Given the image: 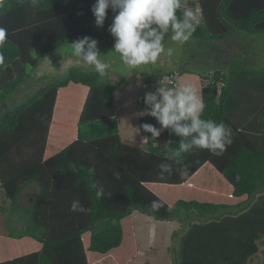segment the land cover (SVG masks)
<instances>
[{
  "label": "trees",
  "instance_id": "16d2710c",
  "mask_svg": "<svg viewBox=\"0 0 264 264\" xmlns=\"http://www.w3.org/2000/svg\"><path fill=\"white\" fill-rule=\"evenodd\" d=\"M199 2L201 22L194 23L191 37L211 43L236 31L264 32V0ZM94 3L95 0H6L5 7L0 9V27L7 29L6 43L0 49L4 55L0 64V188L21 221L20 230L15 231L6 218L7 234L15 238L29 236L42 244L38 251L0 264H88L81 235L90 232L88 251L105 254L121 243L120 221L134 210L184 225L181 232L172 235L173 264H240L242 258L258 252L255 240L264 236V68H250L238 59L227 69L214 67L199 74L205 105L201 118L232 129L233 142L221 156L206 149H193L181 158L170 159L171 150L182 142L171 129L139 146L123 142L116 93L131 78L119 77L113 82L101 78L96 71L69 67L59 79L42 82L44 85L28 98L11 103L16 89L28 78L27 68L37 67L59 45L90 36L98 45L114 51L115 38L108 32L114 13L109 10L104 27L98 29L91 11ZM177 16L182 18L183 8ZM171 35L169 32L165 36L164 43ZM181 74V70H172L141 77L137 109L145 113L137 120L140 140L151 137V133L143 132L142 125L161 127L147 114L145 93L162 87L165 76L178 82ZM70 82L88 88L76 138L44 158L57 91ZM206 162L231 184L233 196H247L245 203L178 199L169 205L146 186L182 184ZM162 163L172 166L170 174H161ZM185 165L187 175L181 176L178 169ZM117 172L119 178L114 175ZM92 182L103 186V197H96L95 190L90 188ZM30 183L38 185V193L30 205L23 206L20 196ZM74 200H79L88 211H71ZM153 201L161 205L156 211L151 208ZM230 228H237L231 235L236 241L223 256L212 247L217 252L210 259L195 245L200 235H211L214 244L221 242ZM234 253L239 258L234 261L232 257L228 263L229 254ZM260 264H264V249Z\"/></svg>",
  "mask_w": 264,
  "mask_h": 264
},
{
  "label": "clouds",
  "instance_id": "9594fccd",
  "mask_svg": "<svg viewBox=\"0 0 264 264\" xmlns=\"http://www.w3.org/2000/svg\"><path fill=\"white\" fill-rule=\"evenodd\" d=\"M6 0H0V9L5 7ZM183 8V16L177 11ZM114 15L108 32L115 38L113 50L119 54L121 61L130 69L144 65L156 64L161 55L171 56L172 48H166L165 36L171 32V40L181 45L188 42L195 31L194 13L182 4V0H95L91 11L95 26L103 28L108 11ZM7 29L0 27V49L4 48ZM74 55L84 64L93 66L101 78H106L109 65L100 59L98 41L84 36L72 43ZM4 62L0 51V64ZM144 103L147 114L160 124L142 125L143 132L151 133L146 140H156L165 129L182 139L179 147L171 150V158H181L193 149H206L215 156H221L231 145L232 129L212 119H202L205 105L197 95L195 88L185 83L174 87L159 86L154 92L145 93ZM143 141V140H142ZM161 174L171 173L168 163L159 165ZM90 171H94L91 170ZM181 176L187 175V166L178 169ZM119 178V172L114 173ZM237 179H239L237 177ZM90 188L95 190L97 198L104 196L103 186L92 182ZM161 205L157 201L151 203L153 211ZM71 211L86 213L79 200H74Z\"/></svg>",
  "mask_w": 264,
  "mask_h": 264
},
{
  "label": "crops",
  "instance_id": "0c3cea01",
  "mask_svg": "<svg viewBox=\"0 0 264 264\" xmlns=\"http://www.w3.org/2000/svg\"><path fill=\"white\" fill-rule=\"evenodd\" d=\"M261 34L264 35V32ZM230 36H236L237 39L240 37H245L241 33L236 32H234ZM228 38L229 37H225L219 42L212 41L211 43L215 45L216 49H218V46H222L224 40ZM98 49L100 52L103 53L106 52L104 50H108L107 48H104L100 45H98ZM109 56L112 55L109 54ZM240 59L246 66H248L247 61H245V58L241 57ZM227 61L228 60L226 59L224 60V65L228 68L229 63H227ZM231 62L233 61L231 60L230 64ZM105 63L109 65V72L107 75V78L109 80L116 82L119 77H125L124 74L115 72V67L111 62ZM77 65L85 71H95V69L92 68L93 66L86 65L82 61H78L76 66ZM217 67L221 66H216L215 68ZM174 69L176 68H172L171 71ZM211 69H214V67H212ZM147 71L148 70H131V72L136 75V79H138L139 81ZM152 71L162 72L163 70L154 68V70ZM182 71L183 74H181L178 78V86L185 83L191 84L195 88L197 95L201 99V82L199 74H205L207 71H204L202 73H197L190 70ZM41 85L44 84H42V82H32V85L28 86L26 81L23 82L14 92V95L11 98V103H15L19 100H25ZM119 89L116 93V99L118 98L120 100V97H122L123 95L119 94ZM87 91L88 88L86 85L80 83L76 84L72 82L58 89L55 104L53 107L52 119L49 127L47 142L45 145L44 158L52 156L53 154L57 153L62 148H64L66 145L71 143L73 140H75L77 134V122ZM122 107L123 105H118V107L116 106V112L117 109ZM142 143L143 141L141 140L140 144ZM146 186L169 205H173L178 199L184 198H186L187 200L195 199L201 202H208L212 201V199H216L219 203L221 202L229 205H236L238 203H245L247 198L246 195H242L240 197L233 196L231 184L227 182L223 178V176L209 162L204 163L186 182L182 184L172 185L161 183H147ZM37 193L38 185L35 183L28 184L21 193V204L23 206L30 205ZM224 196H226L225 198L230 199V201L227 202L226 200H223ZM152 217L153 216L151 215H147L138 210H134L131 214L122 218L120 221L123 229L122 241L119 246L112 248L105 254L88 251L87 248L90 242V232H84L81 235V240L86 251L88 264H126L131 259H135L139 254L137 240H139V230H142L144 226L143 220L152 221ZM6 218L8 219V224L10 228L15 231L20 230L21 221L18 216V213L12 208H10L9 203L5 199L3 191L0 188V262L31 252H35L41 249L42 244L29 236H23L19 238L8 236ZM158 221L160 224H162V222H172L171 220H157V222ZM236 231L237 228H230L226 231V238L225 236H222L224 240H221V242H217L216 244H214V239H212L213 237L210 234V236L205 237L200 235L197 237L195 245H197L200 249L204 250V252L209 255L210 259H214L215 257H213V252H217L212 250V247L214 249H218L220 255L223 256L225 253H228L227 251L229 250V247L233 248V242L236 240L231 235H233ZM172 232L174 233L173 230L171 231V233ZM199 232H202V230H200ZM229 236L232 238V240L228 238ZM255 243L258 252L247 259L242 258L240 264L261 263V250L264 249V236L255 240ZM210 251L212 252L211 254ZM229 256L230 260H226L228 261V263H230L232 257L234 258V261L235 258H239L238 253H234L232 255L229 254ZM234 261H232L231 263H233ZM217 263L220 264V261Z\"/></svg>",
  "mask_w": 264,
  "mask_h": 264
},
{
  "label": "rangeland",
  "instance_id": "374dc122",
  "mask_svg": "<svg viewBox=\"0 0 264 264\" xmlns=\"http://www.w3.org/2000/svg\"><path fill=\"white\" fill-rule=\"evenodd\" d=\"M236 33H241L245 37L237 39L236 36L229 35L227 36L229 38L224 40L222 46H218V49L210 41L203 39L191 37L188 42L181 45L172 41L171 37H169L164 44L166 48L173 49L172 55H161L156 64L144 65L135 69V71L148 70L145 74H150L155 73V71H152L154 68L162 69V72H168L172 68H176L174 69L176 71L190 70L202 73L216 66L227 69L224 65L225 59L230 64L231 60L235 61L241 57L246 59L245 61H247L250 68L263 69L264 35L239 31H236ZM108 50H104L106 51L105 53L99 51L101 53L100 59L103 62H111L115 67L116 73H121L125 77L131 78L129 83L122 85L119 89V94L123 96L120 97V100L116 99L117 107L118 105H123L122 108L117 109L121 139L128 144L141 145L137 120L145 112L137 109V97L139 95L138 90L142 87V82L136 79V75L131 72L133 69L123 64L118 53ZM109 54L112 56H109ZM78 61L80 60L74 55L72 42L59 45L56 49L49 52L37 67L27 68L28 78L26 82L30 86L32 82H51L59 79L69 67L76 66ZM225 197H223V200L229 202L230 199ZM184 199L187 200L186 198ZM208 202L219 203L216 199ZM152 219V221L143 220L144 226L142 230H139L140 235L139 240H137L139 254L126 264H173L170 250L173 246V237L171 236L173 232L171 233V231L181 232L184 229V225L177 220L160 224L159 221L157 222L158 219L154 217Z\"/></svg>",
  "mask_w": 264,
  "mask_h": 264
},
{
  "label": "built area",
  "instance_id": "2783aa9c",
  "mask_svg": "<svg viewBox=\"0 0 264 264\" xmlns=\"http://www.w3.org/2000/svg\"><path fill=\"white\" fill-rule=\"evenodd\" d=\"M182 4L184 7L192 10L195 13L194 16V23L198 24L201 22V8H200V2L199 0H182ZM174 77L171 76H165L162 80V87L169 85L172 86H178V82ZM138 101L140 102V98H138ZM143 141H146V138H142Z\"/></svg>",
  "mask_w": 264,
  "mask_h": 264
}]
</instances>
